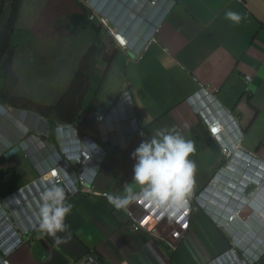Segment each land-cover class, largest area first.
<instances>
[{"label":"crops","instance_id":"obj_1","mask_svg":"<svg viewBox=\"0 0 264 264\" xmlns=\"http://www.w3.org/2000/svg\"><path fill=\"white\" fill-rule=\"evenodd\" d=\"M75 1L23 0L20 12L27 13L28 25L23 26L19 12L12 45L30 51L31 46L44 43L47 39L41 34L34 42L36 33L58 30L60 23H51L60 16L63 21L66 12L78 14L80 1ZM10 10L11 0H0V30ZM228 11L240 14L242 20L227 19ZM49 15L54 17L52 22ZM60 30L65 38L67 30ZM95 33L108 43L104 32ZM158 38L160 43L151 45L141 61L118 50L109 68L102 62L97 65L76 121L84 134L102 143L106 160L92 190L65 200L72 205L65 217L67 231L57 233L65 242L57 243L38 225L8 255L11 264H89L87 255L99 264H205L226 250L224 234L193 204V196L221 156L187 99L201 84L207 86L220 106L238 118L244 148L264 161V0H177ZM30 65L34 67L33 62ZM123 92L127 94L119 104ZM99 115L107 119L95 127ZM162 129L174 130L194 145L189 159L195 162L196 172L186 206L172 217L139 199L116 209L108 195L123 196L128 186L139 191L132 181V153ZM4 147L0 143V149ZM34 164L22 150L8 158L0 156V200L37 178ZM247 208L264 215V188ZM133 224L145 229L133 232ZM258 264H264V258Z\"/></svg>","mask_w":264,"mask_h":264},{"label":"clouds","instance_id":"obj_2","mask_svg":"<svg viewBox=\"0 0 264 264\" xmlns=\"http://www.w3.org/2000/svg\"><path fill=\"white\" fill-rule=\"evenodd\" d=\"M79 1L78 6L83 10L79 15L88 18L86 26H95L106 34L103 33L108 39V43H105L107 53L114 50L127 51L136 61L143 59L151 45L160 43L158 34L162 25L177 5V0ZM225 16L235 23L242 20L240 14L233 11L226 12ZM141 25L145 26L144 29ZM111 31L121 41L115 39ZM94 38L93 35V41ZM11 46L15 49L14 71L16 52L21 53L17 51V46L12 45V39ZM99 62L105 65L103 60ZM126 94H121L119 104ZM209 101L214 107L213 115L203 107V103ZM187 103L204 126L207 139L215 143L221 156L217 168L193 196V204L202 210L227 241L226 250L205 264H213L214 261L216 264H232L234 255L230 251L231 242L240 243V249L235 248L238 258L248 256L244 255L245 252H262L254 263L258 264L264 258V215L247 207L264 188V161L256 152L244 148L245 134L238 118L220 106L207 86L201 84L199 90L187 99ZM216 113L223 120L222 127L225 130L221 139L208 131V123H211ZM100 117L102 121L98 120ZM106 119L107 115L94 118L95 127L103 124ZM84 130L76 120L54 121L28 109L0 104V143L5 144L0 149V156L19 147L20 151L35 161L38 173L31 183L0 200V264H11L8 255L19 248L28 233L38 225L43 234L51 236L57 243L65 242L57 235L67 231L65 217L70 213L72 205L65 203V200L92 190L98 171L107 157L102 143L84 134ZM221 146L228 148V157L222 154ZM193 152L194 145L190 140L171 129L158 130L148 140L141 142L132 153L135 160L132 181L139 187V191L128 186L123 196L108 195L109 203L116 209H122L139 199L154 209L167 212L169 217L174 216L186 206L194 183L196 165L189 159ZM82 153L89 156L84 163ZM58 178L60 182H56ZM213 183L217 186H212ZM231 214H235L237 220L231 225L234 240L218 226L224 224ZM141 229L145 228L140 224L131 227L133 232H141ZM86 261L99 264L92 255H87Z\"/></svg>","mask_w":264,"mask_h":264},{"label":"rangeland","instance_id":"obj_3","mask_svg":"<svg viewBox=\"0 0 264 264\" xmlns=\"http://www.w3.org/2000/svg\"><path fill=\"white\" fill-rule=\"evenodd\" d=\"M22 11L23 9H21V12L19 10L20 17L22 16ZM68 13L70 12L62 15L63 21L61 22L60 15L58 21H53L54 17L49 15L47 19L50 22L53 21L51 26H55L54 23H60L59 25L61 26L58 30L50 32H43L42 30L41 33L37 32V39L34 42H38L41 36H44L45 40H47L44 43L40 40L42 44L35 45L34 48L31 46L30 51L25 50L27 49L26 46H18L17 51L20 50L21 54L16 52L14 58V73L19 79L17 89L34 99L35 102H40L44 105H55L63 95L68 88L69 80L78 69L81 55L93 41V34L88 26L74 27L70 25L68 21L70 14L68 15ZM79 13H83L81 8L79 9ZM22 22L23 26L28 25L27 13L23 14ZM64 23H66L65 26ZM63 27L67 28L68 34L65 35L67 38H62L60 34L63 32V30H60ZM32 62L34 67L30 65ZM101 65L102 63L98 64V68ZM0 82L2 83L1 78ZM262 151H264V148H262Z\"/></svg>","mask_w":264,"mask_h":264},{"label":"trees","instance_id":"obj_4","mask_svg":"<svg viewBox=\"0 0 264 264\" xmlns=\"http://www.w3.org/2000/svg\"><path fill=\"white\" fill-rule=\"evenodd\" d=\"M22 0L11 1V11L4 27L0 31V78L2 88L0 91V103L24 108L41 114V116L54 119V121L73 122L76 120L83 107L90 90V84L94 77L99 60L105 62V67H110L117 51L107 53L106 44L100 34H96L99 28L89 27L94 35L93 44L87 49L78 62V69L70 79L68 88L55 105L47 106L21 96L17 91L19 79L13 71L14 47L11 39L16 30V22L19 15ZM72 26L88 24V18L84 15L74 14L69 16Z\"/></svg>","mask_w":264,"mask_h":264},{"label":"built area","instance_id":"obj_5","mask_svg":"<svg viewBox=\"0 0 264 264\" xmlns=\"http://www.w3.org/2000/svg\"><path fill=\"white\" fill-rule=\"evenodd\" d=\"M112 35L114 36L115 39H118L119 41H121V39L119 38V36H117V34H115L114 31H111ZM122 45H124V43L122 42L121 43ZM248 81L250 80L249 77L246 78ZM197 97L199 99L200 96L197 95ZM203 107L206 111H208L209 113H211L212 115L214 114V107L211 105L210 101L207 102V103H203ZM99 121H102V117L98 118ZM222 119L217 115L216 113V116L213 117L211 123H208V131L209 133L212 135V136H217V138L220 137L221 139V135L222 134H225V130L224 128L222 127ZM240 146H238L237 148H239ZM221 151H222V154L225 156V157H228L229 156V150L227 147H222L221 146ZM82 162L84 163L85 162V158H88L89 156H87L86 153H82ZM56 174H54L55 176ZM56 182H60V179H56ZM212 186H217L216 183H213ZM236 218H235V214H231L229 216L228 219H226V222L224 224H219L218 226L220 228H222L233 240H234V232H232V224H234L236 222ZM137 230V229H136ZM230 245L232 246L230 251L232 252L231 255H234V258H232V261L231 263L232 264H254L258 261L259 257L262 255V252H259V253H255V254H252V253H248V252H245L244 255L248 254V256L246 255L245 257L243 258H238L236 255H237V251L235 248L237 249H240V243H235V242H231ZM90 262H93L92 259H90ZM4 264H9L8 262H4ZM213 264H216V262L214 261Z\"/></svg>","mask_w":264,"mask_h":264},{"label":"water","instance_id":"obj_6","mask_svg":"<svg viewBox=\"0 0 264 264\" xmlns=\"http://www.w3.org/2000/svg\"><path fill=\"white\" fill-rule=\"evenodd\" d=\"M20 151V148L19 147H14L12 150H10L6 155L5 157L8 158L16 153H18Z\"/></svg>","mask_w":264,"mask_h":264}]
</instances>
